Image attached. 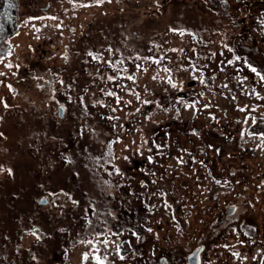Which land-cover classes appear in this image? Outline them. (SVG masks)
<instances>
[{
    "label": "rangeland",
    "instance_id": "374dc122",
    "mask_svg": "<svg viewBox=\"0 0 264 264\" xmlns=\"http://www.w3.org/2000/svg\"><path fill=\"white\" fill-rule=\"evenodd\" d=\"M14 1V26L0 20V264H187L199 246V264H264V176L246 182L251 162L264 173V139L247 134L263 117L264 0ZM199 118L227 122L210 142L239 194L204 176L193 197L205 168L182 138ZM139 156L149 165L129 172ZM182 180L186 204L210 206L183 240L159 199Z\"/></svg>",
    "mask_w": 264,
    "mask_h": 264
},
{
    "label": "trees",
    "instance_id": "16d2710c",
    "mask_svg": "<svg viewBox=\"0 0 264 264\" xmlns=\"http://www.w3.org/2000/svg\"><path fill=\"white\" fill-rule=\"evenodd\" d=\"M0 4H1L0 5L1 6L0 7V20L2 21L1 23L4 24L3 26L9 27L11 29V27L14 26V17L13 15H11L9 18L8 17L5 18V16L7 15L4 12V9L6 8L8 4V8L12 9V14H13V10L16 9V3L14 0H0ZM261 79L264 81V77H261ZM259 116L260 117L263 116V117L259 119H255V121L248 128L247 134L249 136H256V137L259 136L260 138L264 139V109L263 111L260 112ZM202 121L203 120L201 118L197 119L196 121L195 120L191 121L190 123V126H191L190 133L191 134L185 135L182 138L184 144L188 145V147H190L191 150H193L192 152H188L184 155H186L187 158H190V160L193 163L197 162V164H199L200 167L203 166L205 168L204 170L203 169L200 170L199 175L198 176L196 175L193 178L194 179L193 182L195 183L194 186H196V189L193 193V197L194 195L199 194V192L201 191V189L197 190V188L205 184L206 177L204 176H207L213 182H219V180L222 181L223 179L228 182L229 181L231 182L232 180V184H234V189L236 191V192L233 191L234 192L233 194H239L242 189H240L237 183L240 182L239 181L240 179H243L240 174V171L236 169L235 170L236 172L232 174V178H231L230 177L231 171L229 170V167H228L229 161L227 160L226 162H222L220 158H218L220 157L218 147L214 143L212 144L210 142V136L213 132L212 131L213 127L216 125L217 126L216 130L226 129L225 126L227 122H223L219 124L216 121V123L210 122V124H204L202 123ZM180 140L175 139L174 142L180 146L181 141H182ZM216 141H218V138L216 139ZM230 158L233 159V157H230ZM213 159L215 160L214 168H210L211 162L213 161ZM259 168H260L259 164L254 165L253 162L249 164L250 171H249V177H248L249 180L246 181L247 184H249V182L250 183L259 182V180L262 179V176H264L263 169H260V174L258 173L254 174V172L252 173V171H255L256 169L258 171ZM218 175H221L220 178H218ZM201 181L203 182V184L200 185L199 183H201ZM182 182L183 184L181 182L165 183L163 186L164 188L162 189V193H160V197H159V199H161L160 200L161 203L165 202V204L168 206L170 210L169 212L170 215L168 216L170 221H175L177 224H179V222L181 221L182 226L184 225L182 229L180 228V225H175L179 228V230H177L178 231L177 233L180 234V235L179 234L176 235V237L179 238L178 236H180L181 240H183V238L185 237V233L187 231L196 229V228H191L192 226H194V223H196L195 219L200 220L201 214H203L202 212H205L206 214L208 213V209L210 208V206L202 207L203 204L197 203V201L194 200L193 198H190V203L186 204L183 200L186 199L185 198L186 191H187L186 188L188 186L185 187L184 185L185 183H188L189 181L182 180ZM211 184L213 183H210V186ZM194 210H197L198 212L195 213ZM235 210H237V212L235 213L237 214L239 209L236 207ZM214 215H211V217H209V219L207 220L210 222L211 221L213 222L212 217ZM219 223H222V221H219ZM211 230L209 231V233L207 232V237L209 238L212 236V233H213V231Z\"/></svg>",
    "mask_w": 264,
    "mask_h": 264
},
{
    "label": "water",
    "instance_id": "95a60500",
    "mask_svg": "<svg viewBox=\"0 0 264 264\" xmlns=\"http://www.w3.org/2000/svg\"><path fill=\"white\" fill-rule=\"evenodd\" d=\"M63 112L64 111L62 107H57V115L59 118H62ZM38 203L40 205H44L46 204V200L41 199ZM233 211H234V207H229L226 215L227 216L231 215ZM202 250H203V247L199 246L198 248L194 249L189 255H187L186 257L187 264H199V255L202 252ZM164 261L165 260L161 258L159 260V264H164Z\"/></svg>",
    "mask_w": 264,
    "mask_h": 264
},
{
    "label": "flooded vegetation",
    "instance_id": "af4514ba",
    "mask_svg": "<svg viewBox=\"0 0 264 264\" xmlns=\"http://www.w3.org/2000/svg\"><path fill=\"white\" fill-rule=\"evenodd\" d=\"M130 163L132 164V167H129L127 169L129 172L133 171V169L138 170V169L142 168L143 166H146L147 164L149 165V161L147 160V158L145 156L144 157H142V156L134 157L133 159H131Z\"/></svg>",
    "mask_w": 264,
    "mask_h": 264
},
{
    "label": "snow or ice",
    "instance_id": "6c2138e0",
    "mask_svg": "<svg viewBox=\"0 0 264 264\" xmlns=\"http://www.w3.org/2000/svg\"><path fill=\"white\" fill-rule=\"evenodd\" d=\"M253 71H256L255 69H252ZM131 78V77H130ZM86 258V257H85Z\"/></svg>",
    "mask_w": 264,
    "mask_h": 264
}]
</instances>
